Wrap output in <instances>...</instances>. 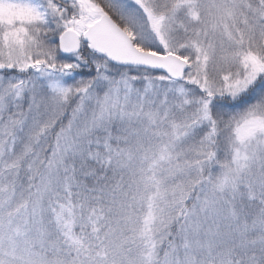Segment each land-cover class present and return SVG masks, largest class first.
<instances>
[{
  "label": "snow or ice",
  "instance_id": "obj_1",
  "mask_svg": "<svg viewBox=\"0 0 264 264\" xmlns=\"http://www.w3.org/2000/svg\"><path fill=\"white\" fill-rule=\"evenodd\" d=\"M0 264H264V0H0Z\"/></svg>",
  "mask_w": 264,
  "mask_h": 264
}]
</instances>
